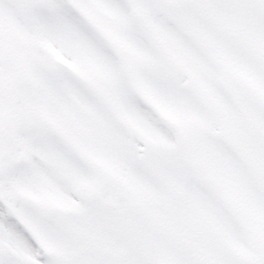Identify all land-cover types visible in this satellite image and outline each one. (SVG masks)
I'll return each instance as SVG.
<instances>
[{"label":"snow or ice","instance_id":"6c2138e0","mask_svg":"<svg viewBox=\"0 0 264 264\" xmlns=\"http://www.w3.org/2000/svg\"><path fill=\"white\" fill-rule=\"evenodd\" d=\"M0 264H264V0H0Z\"/></svg>","mask_w":264,"mask_h":264}]
</instances>
